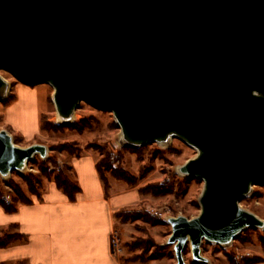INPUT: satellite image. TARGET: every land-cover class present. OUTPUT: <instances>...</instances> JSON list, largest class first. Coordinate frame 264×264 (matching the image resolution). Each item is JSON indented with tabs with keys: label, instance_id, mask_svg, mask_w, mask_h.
Listing matches in <instances>:
<instances>
[{
	"label": "water",
	"instance_id": "water-1",
	"mask_svg": "<svg viewBox=\"0 0 264 264\" xmlns=\"http://www.w3.org/2000/svg\"><path fill=\"white\" fill-rule=\"evenodd\" d=\"M2 69L50 83L63 114L87 102L128 140L199 150L182 172L204 180L201 213L169 219L178 264L262 226L239 203L264 185V0H0ZM12 143L1 131L0 175L47 154Z\"/></svg>",
	"mask_w": 264,
	"mask_h": 264
},
{
	"label": "rangeland",
	"instance_id": "rangeland-1",
	"mask_svg": "<svg viewBox=\"0 0 264 264\" xmlns=\"http://www.w3.org/2000/svg\"><path fill=\"white\" fill-rule=\"evenodd\" d=\"M0 76L9 85L7 97L0 101V132H8L16 146L39 145L47 149L45 157L35 155L21 171L0 175V196L10 199L13 206L22 203L21 197L29 201L33 195L39 198L33 189L40 195L42 187L60 171L77 187L71 160L77 154H94L99 165L109 161L101 166L109 186L110 179L121 181L123 187L140 194V200L123 208L124 216L116 219L112 238L115 256L126 264H178L174 246L168 241L172 234L169 219H195L201 213L204 180L182 172L187 162L198 157L199 150L180 138L132 146L122 139L124 132L114 112L87 102L80 103L70 122L60 121L50 83L28 85L3 69ZM18 99H26L25 105L29 104L17 106L12 115L17 124L25 126L24 131L5 118ZM36 99H42L45 105L37 116L38 124ZM45 121L51 123L50 127H43ZM67 144L80 150L70 154L63 148ZM118 173L126 175V179L118 177ZM239 206L264 222V185H253ZM17 235L14 228L0 229L1 241ZM200 253L204 260H195L188 245L185 264H256L249 259L264 260V226L248 228L226 243L204 240Z\"/></svg>",
	"mask_w": 264,
	"mask_h": 264
},
{
	"label": "crops",
	"instance_id": "crops-1",
	"mask_svg": "<svg viewBox=\"0 0 264 264\" xmlns=\"http://www.w3.org/2000/svg\"><path fill=\"white\" fill-rule=\"evenodd\" d=\"M36 100L38 124L37 116L45 105L42 99ZM25 101L18 99L5 113L17 130L24 131L25 126L17 124L12 115L17 106H29ZM71 167L80 189L75 201L48 181L41 189V199L33 195L31 204L19 202L14 212H6L0 204V229L14 228L24 237L0 247V264H126L113 253L112 238L117 214L135 205L139 192L110 179L107 194L94 154L73 158Z\"/></svg>",
	"mask_w": 264,
	"mask_h": 264
},
{
	"label": "trees",
	"instance_id": "trees-1",
	"mask_svg": "<svg viewBox=\"0 0 264 264\" xmlns=\"http://www.w3.org/2000/svg\"><path fill=\"white\" fill-rule=\"evenodd\" d=\"M51 123L50 122H47L45 121L44 122V125L43 127L46 128V126H49L50 127ZM63 148L65 150H68L69 152H71L70 154H73L75 153V151H79L80 149H73V146L72 145H64ZM81 156H79V154H77V158H80ZM109 161H104L103 163H101V165L97 164V170L99 172V175H100V179L102 180L104 186H105V192L108 194L107 191H109L110 189V186L108 185V182L107 180L105 179V176L103 174V172L101 171V166H103L104 164H108ZM105 167V166H103ZM118 177L120 178H125L126 175H123V173H118L117 174ZM126 179V178H125ZM57 187L63 192V194H65L70 201H75L76 200V196L78 194V192H80V189L78 187H76L75 185H73L70 180L63 174V172H59L55 177H54V180H53ZM33 185H31V189H33ZM33 193L37 196H39V199H41V196L38 195L36 189H33ZM21 201L22 203H25V204H31V201L27 200V199H24L23 197H21ZM0 204L3 206V209H5L6 212H14L15 211V206L13 205H10L9 203L7 204V202L4 200L3 197L0 196ZM124 216V213L123 212H119L117 214V218H122ZM125 222V221H124ZM24 237L21 236V235H17V236H13V237H8L5 239V241H1L0 240V247H6L8 244L14 242L15 240H18V239H23ZM249 261L253 262V263H261V262H264V260H261V259H249Z\"/></svg>",
	"mask_w": 264,
	"mask_h": 264
},
{
	"label": "bare ground",
	"instance_id": "bare-ground-1",
	"mask_svg": "<svg viewBox=\"0 0 264 264\" xmlns=\"http://www.w3.org/2000/svg\"><path fill=\"white\" fill-rule=\"evenodd\" d=\"M0 80L2 82V89H1V92H0L1 93L0 97H1V99L4 100L7 97V95H8L9 85H8V83L4 79H2L1 76H0ZM74 113H75V111L74 112H69V114L68 113L67 114H63L57 108V116H58V119L60 121H63V122H70L74 118ZM124 136H125V134L123 133V135H122L123 138L122 139H124L125 141H127L128 144H130L132 146L140 145V144H142L144 142V141H139V140H128ZM166 136H167V139L168 140H172L173 138H180L179 135L176 134L173 131H169ZM156 141H161V140L160 139H157ZM27 164H28L27 161L23 162L21 164V166L18 169H16V170L17 171H19V170L21 171L22 169L26 168ZM9 174H10V172L7 175H9ZM252 187L253 186H251L250 190L252 189ZM261 224H262V226H264V222L262 220H261ZM231 241H233V240H231Z\"/></svg>",
	"mask_w": 264,
	"mask_h": 264
},
{
	"label": "built area",
	"instance_id": "built-area-1",
	"mask_svg": "<svg viewBox=\"0 0 264 264\" xmlns=\"http://www.w3.org/2000/svg\"><path fill=\"white\" fill-rule=\"evenodd\" d=\"M5 201L7 202V204L10 203V199L8 200V198H5ZM117 252H120L119 248L117 249Z\"/></svg>",
	"mask_w": 264,
	"mask_h": 264
}]
</instances>
